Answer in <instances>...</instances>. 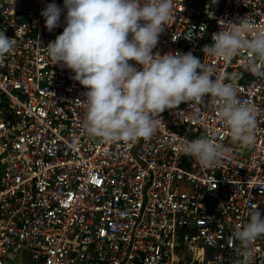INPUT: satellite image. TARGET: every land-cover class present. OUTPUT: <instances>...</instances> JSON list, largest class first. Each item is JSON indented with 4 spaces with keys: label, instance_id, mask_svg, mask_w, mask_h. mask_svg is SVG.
Instances as JSON below:
<instances>
[{
    "label": "built area",
    "instance_id": "obj_1",
    "mask_svg": "<svg viewBox=\"0 0 264 264\" xmlns=\"http://www.w3.org/2000/svg\"><path fill=\"white\" fill-rule=\"evenodd\" d=\"M51 2L0 0V31L16 40L0 59V264H264V236L251 258L229 239L251 210L264 215V77L245 68L246 53L226 62L203 51L221 20L264 30V0H174L153 50L192 52L217 74H238V98L257 109L247 148L232 142L211 98L166 109L148 139L87 135V89L45 51L64 26L62 13L46 28L40 13ZM200 137L230 155L202 168L180 150Z\"/></svg>",
    "mask_w": 264,
    "mask_h": 264
},
{
    "label": "clouds",
    "instance_id": "obj_2",
    "mask_svg": "<svg viewBox=\"0 0 264 264\" xmlns=\"http://www.w3.org/2000/svg\"><path fill=\"white\" fill-rule=\"evenodd\" d=\"M14 2L9 0L10 5ZM174 7V0H63V7L53 0L43 8L40 15L49 31L60 26L64 13L63 31L45 51L51 64L72 70V79L87 89L84 132L105 143L148 139L162 123L155 118L166 109L211 98L232 142L244 148L252 146L257 109L238 98L231 82L238 79L237 73L217 74L214 65L192 52L153 51ZM219 24L220 30L212 34V43L203 51L226 62L246 53L245 68L264 77V30L244 17ZM15 44L14 38L0 31V59ZM180 143L182 153L205 169L230 155L223 143L211 138ZM248 216L247 222L235 226L229 239L233 244L239 242L243 257L251 258L252 245L264 236V215L253 209ZM242 264H250V260Z\"/></svg>",
    "mask_w": 264,
    "mask_h": 264
},
{
    "label": "rangeland",
    "instance_id": "obj_3",
    "mask_svg": "<svg viewBox=\"0 0 264 264\" xmlns=\"http://www.w3.org/2000/svg\"><path fill=\"white\" fill-rule=\"evenodd\" d=\"M248 155V151L247 150H244L243 151V156L246 157Z\"/></svg>",
    "mask_w": 264,
    "mask_h": 264
}]
</instances>
